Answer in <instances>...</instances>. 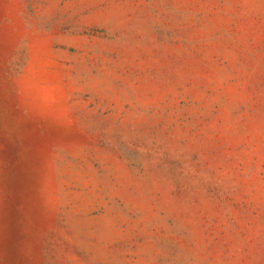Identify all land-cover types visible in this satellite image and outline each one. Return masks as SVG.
Returning <instances> with one entry per match:
<instances>
[{
  "label": "rangeland",
  "instance_id": "obj_1",
  "mask_svg": "<svg viewBox=\"0 0 264 264\" xmlns=\"http://www.w3.org/2000/svg\"><path fill=\"white\" fill-rule=\"evenodd\" d=\"M0 264H264V0H0Z\"/></svg>",
  "mask_w": 264,
  "mask_h": 264
}]
</instances>
